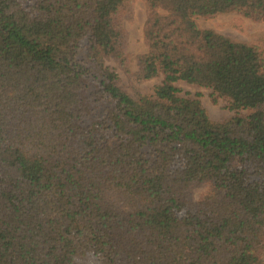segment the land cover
I'll return each instance as SVG.
<instances>
[{
  "label": "trees",
  "instance_id": "obj_1",
  "mask_svg": "<svg viewBox=\"0 0 264 264\" xmlns=\"http://www.w3.org/2000/svg\"><path fill=\"white\" fill-rule=\"evenodd\" d=\"M231 13L264 0H0V264H264V28L196 22Z\"/></svg>",
  "mask_w": 264,
  "mask_h": 264
},
{
  "label": "rangeland",
  "instance_id": "obj_2",
  "mask_svg": "<svg viewBox=\"0 0 264 264\" xmlns=\"http://www.w3.org/2000/svg\"><path fill=\"white\" fill-rule=\"evenodd\" d=\"M144 22V9L141 5L136 7L135 18L133 22L127 24L129 36L128 53L131 59L130 67L134 70V57L145 51L142 41L141 29ZM198 25L204 29L213 30L224 36L246 41L249 40L256 32L264 28V25L254 24L251 21L240 17L237 14H224L212 18L196 17ZM113 66L112 64H110ZM122 87L129 93H133L137 88L143 94H152L153 87L160 82L161 78H155L149 81L136 83L131 77L123 71L116 70ZM180 94L185 97L197 98L206 109L209 117L213 121H221L232 117L235 112L230 111L222 99L214 100V94L211 89L189 85L185 82L176 84ZM208 186H194L190 189V197L193 200H199L206 193ZM264 258V255H263Z\"/></svg>",
  "mask_w": 264,
  "mask_h": 264
}]
</instances>
